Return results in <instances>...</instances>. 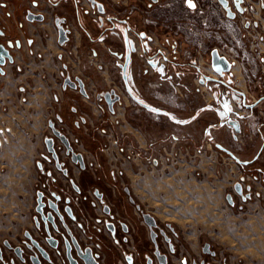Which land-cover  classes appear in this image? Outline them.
<instances>
[{
    "label": "crops",
    "instance_id": "1",
    "mask_svg": "<svg viewBox=\"0 0 264 264\" xmlns=\"http://www.w3.org/2000/svg\"><path fill=\"white\" fill-rule=\"evenodd\" d=\"M2 1L4 0H0V5ZM56 1L58 2V0H51L49 3L46 0L40 1L39 10L46 18L43 23L26 24L16 30L20 48L12 50L14 62L11 65L7 64L3 69L4 75L0 76V133H2L0 134V246L4 242L13 246L18 245L26 232L37 238L34 214L37 192L35 183L41 180L37 164L47 158L46 141L52 138L51 127L58 128V120H60L58 115L63 120L61 125L65 124L69 128L70 133L67 135L69 141H73L74 138L81 139L78 149L83 156L89 149L84 136L70 123L72 118L66 115L69 109L68 97L74 92L65 85L64 68L72 64L71 66L78 70L80 76L85 79L90 96L100 98L99 92L104 87L103 84L87 77V69L91 68L88 59L94 56L91 49L94 43L93 23L87 27L91 35L88 37L89 42L86 41L88 47L81 46L82 34L73 27L68 45L59 46L53 18L56 14L67 15L63 7H67L64 4L69 1L63 0L64 4L55 6ZM92 1L75 0L82 24L85 23V14L93 10ZM101 1L106 7L111 5L126 7L148 2V0ZM169 1L174 3L170 14L177 19L180 18L183 12L181 1ZM195 1L200 5L207 4V0ZM226 1L231 6V1ZM251 1L254 6L253 26L255 31L263 32L264 35L262 24L264 9L261 4L264 0ZM4 13L8 20L13 18L18 23L21 22V11L16 10L13 17L7 15L5 11ZM70 16L73 17L70 21L73 24L76 17ZM125 20L132 29H141L137 17L125 18ZM150 34L147 35L150 42L148 46L153 52L172 54L173 49L170 45L174 40L169 34H159L157 28ZM121 35L127 39V42H130V38L134 36L133 32H129L124 26H117V30L110 36L121 37ZM160 35L164 38L165 45L162 44L158 48L156 45L158 42L161 44ZM28 39L33 41L32 45L28 44ZM260 39V43L248 48L251 55L247 67L249 80L244 78L238 65L232 67L230 71L233 88L243 93L246 98L251 95L249 89L258 85L257 79L264 80V36ZM138 44L140 48L141 43ZM99 45L103 46L102 43ZM111 46L107 44L103 47L109 53L113 52L109 48ZM128 53L130 50L127 48V57L123 56L121 60L119 59L124 64L128 63ZM74 61L77 63L76 66ZM250 79L255 83L250 84ZM120 83L124 91H133L132 98L128 94V97L122 98L123 103L120 105L126 107L128 102L132 101L133 105L143 108L153 103L154 108L151 112L157 119H166L170 125L174 124L175 128H180L181 131L183 129L186 131L190 127L196 130V134L190 138L181 136L178 141L179 146L173 152L168 147V144L172 143L169 138L171 130H158L146 142L140 138V129L132 128L131 135L137 140L138 149H148L151 156L149 164L146 163L145 158L138 157L127 160L120 168L123 177L127 182H131L130 190L135 201L159 221L173 225L181 239L179 252L196 256L198 245L206 242L228 251L232 264H264V112L258 110L264 109V102L258 105L257 111L247 110L250 112L252 122H256L255 118H260L263 123L261 122L260 125L256 123L257 135L248 143L244 152L236 153L226 148L227 142L221 141V135L225 133L223 132L225 126L221 122L204 127L202 106L189 113L192 109L188 102L191 98L188 91L182 89L183 93L180 97H175L176 99L171 94L164 93L147 99L136 83L131 84L125 80ZM156 83L167 84L168 87L173 85L172 81L167 80H158L152 85L157 86ZM200 88H204L201 83ZM135 91L139 93L136 94ZM222 97L229 100L232 110H238L234 98L241 99L239 95L230 92ZM195 98L199 102L198 95ZM207 100H214V95H207ZM173 101H179V115L172 114L167 108L160 109L157 106L160 102L172 106ZM90 110H93L92 105ZM98 118L101 125H105L104 130L107 129L109 117L104 119L100 115ZM121 119L123 132L130 134V125L123 118ZM91 121H94L93 117L89 119L90 127L93 124ZM178 121H188V123H178ZM239 130L240 128L236 131ZM129 137L126 135L124 139ZM206 140L209 141L208 143L211 142L210 147H214L211 154L203 150ZM162 146L166 150L164 154L166 157L162 156ZM65 166L67 174H63L64 171L52 170L56 181L55 187L69 192L71 187L79 183L86 189L87 179L73 165ZM249 178L253 182L247 187L244 179L247 182ZM237 183L242 185V196L234 193V185ZM229 194L232 196V206L226 201V196ZM141 230L143 233V227Z\"/></svg>",
    "mask_w": 264,
    "mask_h": 264
},
{
    "label": "flooded vegetation",
    "instance_id": "2",
    "mask_svg": "<svg viewBox=\"0 0 264 264\" xmlns=\"http://www.w3.org/2000/svg\"><path fill=\"white\" fill-rule=\"evenodd\" d=\"M40 1H2L0 5V44L8 49L12 57V63L7 62L6 65H11L14 62L12 50L20 48V40L17 39L16 30L21 29L26 24H40L45 21V15L39 10ZM46 1L47 3L51 2V0ZM68 1L70 3L64 4L63 0H58V2L54 3L55 6L62 3L67 6L63 7L67 11L66 16L56 14L53 18L54 27L57 31V42L58 26L67 31L68 41L64 45L58 44L59 46L68 44L72 27L76 28L78 26L86 35V38L91 37L87 27L92 25L93 22H95L96 30L99 31L97 35L101 37L109 33V31L110 33L115 32L117 26L123 27L124 25H126V29L129 32H133L134 36L139 39H141V33L145 34V38L150 35V31L147 33L136 32L125 18L137 17L143 28L151 29L152 31L156 29L145 26L142 23V3L126 7L117 5L106 7L102 1L93 0V10L85 14V23L82 24L80 23L75 0ZM158 1L156 0L155 3ZM230 1L232 3V0ZM155 3L152 0H148L145 6ZM261 4L264 9V1ZM16 10L22 12L20 23L13 18L8 20L4 13L5 11L7 15L13 17ZM28 12L33 15H42L43 20L41 22L27 21ZM70 15L76 17V21L73 24L70 23L71 19H73ZM238 16L240 14H236L233 20H237ZM123 21L126 23L124 24ZM56 22H58V26ZM251 24L254 28L253 21H251ZM246 25L248 26L246 27ZM11 26L13 29H11ZM249 26L250 24L246 23L244 28L248 30ZM249 34H251V31ZM27 42L29 45L33 43L31 39H28ZM64 69L68 70L67 67ZM66 80L75 85V88H71L65 83L66 86L73 90L74 94L80 98L90 96L83 77L80 75L74 77L68 74L64 77V82ZM76 80L81 82L84 95L80 93ZM261 80L264 83V80ZM263 97L264 95L260 96L256 101ZM112 98L113 96L110 99ZM103 100L108 106L104 95ZM263 102L264 100L259 104ZM258 105L251 110H255ZM71 113L75 115L77 113L76 109H71ZM58 118H60L58 122L61 125L63 120L59 115ZM73 124L75 128H78L76 119ZM51 128H54L66 138L69 134L65 124L62 125L64 130L56 129L55 126ZM51 139L53 141V152L48 150L46 141L47 158L42 159L37 164L41 179L40 188L35 195L34 206L37 238L26 232L23 235V240L18 245L13 246L8 242H4L0 246V264H32L30 261L31 257H37L39 264H232L228 251L206 242L198 245V254L196 256L179 252L181 239L173 225L159 221L150 211L143 209L135 201L131 190L125 185L124 181H121V188L107 184L108 180L104 183V179L90 168L82 153L78 151L80 143L77 138H74L73 141H69L67 138L70 147L69 151L53 135ZM53 154H55L56 159L52 157ZM72 154L81 155L82 164L79 162L74 163L71 159ZM66 164L76 167L78 172L87 179L86 189L79 183L75 184V187H71L69 192L61 191L55 187L56 181L52 175V170L64 171L63 174H67ZM96 183H99V185ZM240 186V195L234 189V193L238 196H242V185L240 184ZM38 194H40V201L44 205L41 208V213L36 211ZM226 201L229 205H233L231 195L230 201L232 204L228 202L227 198ZM48 215L50 220H48ZM145 216H148L146 220ZM141 227H143V233ZM16 249L19 250L20 256L16 254ZM185 249L187 248L185 247ZM186 251L188 252L189 250L187 249Z\"/></svg>",
    "mask_w": 264,
    "mask_h": 264
},
{
    "label": "rangeland",
    "instance_id": "3",
    "mask_svg": "<svg viewBox=\"0 0 264 264\" xmlns=\"http://www.w3.org/2000/svg\"><path fill=\"white\" fill-rule=\"evenodd\" d=\"M145 5L146 2H143L142 8ZM212 24L215 25L214 21ZM249 24L250 26L248 31H251V34L248 36L247 33H245L241 38H238L241 41L237 47H234V41L231 42L232 45H234L233 48L235 49L233 50V54L237 56L230 58V52H226L225 50V52L222 53L229 60L232 67L235 65L240 67L242 75L247 80H249L247 67L251 61V55L248 51V48L250 49L252 48V45L256 46V44L260 43V38L264 36L262 35L263 32L254 31L255 28L252 27L251 22ZM262 24L264 27V21H262ZM93 26L94 35L92 38L94 43L91 45V49L93 50L94 56L92 59H88L91 62V68L87 69V77L94 82L103 84L104 87L99 92L100 98L99 96L97 98L94 96L80 98L76 94L69 96V109L66 115H69L72 118L70 123L72 124L73 128L84 136V139L86 140L85 142L89 146L87 154H84V157L90 168L93 169L95 173L97 172L99 177L101 176V178L104 179V183H106L108 180L107 184L121 188V181H124L125 185L131 189V182H127V179L122 176L123 174L121 173L120 169L121 166L124 165L127 160L130 161L131 159L138 157H141L142 159L145 158L144 160H146V163L149 162V158L151 157L149 153L150 151L143 148L138 149L139 144H137V140L133 139V136L131 135L133 130L132 128L135 130L140 129V138L146 142L149 141V139L152 137V134L154 136L155 132L158 130H171V135L169 138H171L170 141L172 143L168 144V147L171 148L173 152L177 150L179 146L178 141H180L181 136L190 138V136H194L196 134V130L194 128L190 127L186 131L185 129L181 131L180 128H175L176 126L174 124H171L173 125L171 126L168 120H159L154 117L153 113L151 112L154 108L153 103H149L148 106L143 108L133 105L132 101H129L126 107L120 105L123 103V97H128V94H130V98H132L131 96L133 95L132 90L128 92L122 89L120 82L123 80L129 81L131 84L136 83L137 87L141 88L142 95L145 96V98L147 97V99L148 97H152L159 93L171 94V96L176 99L175 97H180V94L183 93L182 89L188 91L191 97L188 102L190 109H192V111H189V113L193 112L194 110L196 111V109L202 106L204 109V117L202 120L204 127L221 122L225 126L223 131L225 133L224 135H221V141L227 142L225 146L226 148L228 147L227 149L232 152H244L248 143H250L257 135V127L262 122V119L253 118L256 122H252L250 112L244 107L242 99L236 97L234 98L236 100L235 105L238 110H232L229 105V100L222 97L225 93L228 94L231 92L229 89L225 88L223 85L207 81L201 83L202 87L204 88H200V80L203 79V76L218 79L224 83L232 80L230 73L225 74L221 78L214 74V72L211 70L210 52L213 50V48H215L217 51V47H215L214 44L210 45L206 42V47L201 49V47H204V44L201 46L203 41H200V38L189 37L187 42L185 41L183 35H175L163 27H157V33L164 35L169 34L174 40L173 44L170 45L173 49L172 54L170 53L167 55L162 53L159 55L149 48L148 44L150 42L147 37L144 39H139L133 36L130 38V42H127V39H125L122 35L121 37L110 36V31L101 37L97 35L99 31L96 30L97 28L95 26V22H93ZM124 27L127 28L126 25H124ZM210 27L213 26L210 24ZM76 29L77 31H80V34H82L81 46L83 48H86V46L88 47V43H86V41L89 42V38L85 37L86 35L78 26ZM146 29L147 28H143L141 25V29L135 30L136 32H139L140 30L141 32L147 33L150 31L154 33V31L151 29ZM161 37L159 38L161 44L158 42L156 45L158 48L159 46H162V44L165 45L164 38ZM111 40H113V42H111ZM138 42L141 43L140 48ZM99 43H102L103 46H107V44L112 45L109 48L113 52L108 53L102 45H99ZM166 45L169 46V44ZM127 48L130 50V53H128L129 60L127 64H124L122 63L123 61L120 60L123 56L125 58L127 57ZM76 55L79 57L78 54ZM244 55L249 57L248 62L243 57ZM73 63L75 66L77 65L75 61ZM71 65L68 66V70L64 69L66 75L70 74L74 77L80 75L78 70ZM158 80L172 81L173 85L172 87H168L167 84L156 83L157 86H153L152 84L155 83V81L158 82ZM257 82L259 83L255 88H252L251 86L252 89H249L251 95L249 98H246L245 105L254 103L260 96L264 95L263 81L261 79H257ZM90 83L91 82L89 80V84ZM251 83H255V81L250 79V84ZM229 85L233 88L232 83ZM93 91L95 92V87L93 88ZM111 91H114L115 95L119 97L118 101L112 106L113 111H109L107 104L103 100V95ZM135 93L137 94L139 92L135 91ZM210 94L214 95V100L212 101L207 100V95ZM196 95H198V98L200 99L199 102L196 101ZM91 105L93 110H90ZM157 106L160 109L167 108V110L172 114L179 115L180 113L179 101H173L172 106L163 102L157 103ZM72 108L76 109L77 111L75 115L71 113ZM258 110L264 112L263 108ZM255 111H257V108ZM100 115L104 119L109 117V126L107 125L108 128L106 127L107 129L105 130L103 128L105 125H101L99 120H97L99 119L98 117H100ZM117 116L123 118L124 121L130 125V134L123 132V124L120 122L122 119L118 118ZM161 116L164 117V115ZM91 117H93L94 121H91L93 124L90 127L89 119ZM75 119L79 124L78 128L74 127L73 122H75ZM233 123H236L237 125L236 130L240 128L239 131H236L235 128L232 127ZM58 128H60V130H64L62 129V125L60 126L59 124ZM126 135L130 136L129 139H124V136ZM77 140L80 142L81 139L79 140L78 138ZM208 142L209 141L207 140L205 141V148L203 150L207 154H211L214 150V147H210L211 142ZM163 147L164 146L161 147V153L163 157H166L164 155L166 154V150ZM78 151L81 152L80 149H78ZM227 161L228 160H226L225 163H227ZM251 180L252 179L249 178L246 182L244 179V184L247 187H250V183L253 182ZM99 183L96 184L99 185ZM40 185L41 181L38 180L35 183L37 190H39ZM253 186L254 185L252 184V187Z\"/></svg>",
    "mask_w": 264,
    "mask_h": 264
},
{
    "label": "built area",
    "instance_id": "4",
    "mask_svg": "<svg viewBox=\"0 0 264 264\" xmlns=\"http://www.w3.org/2000/svg\"><path fill=\"white\" fill-rule=\"evenodd\" d=\"M180 1L183 6L180 18L177 19L170 14L174 7L172 1L159 0L155 4L142 8V23L145 26L153 28L163 27L175 35H183L187 42L189 37L200 38V41H203L201 46L204 44V47H201V49L206 47V42L210 45L214 44L217 47L219 56L224 57L228 62L229 60L222 53L229 51L230 58L237 56L233 54V50H235L233 46L237 47L240 44L241 40L238 38H241L245 33L249 36L248 30L244 26L246 23L249 24L252 21L254 6L251 0H242L241 8L243 15H240L237 20L227 19L217 0H207L206 5H200L193 0L196 4L195 10L189 9L186 6L185 0ZM213 21L215 25L212 24ZM210 24L213 27H210ZM200 41L199 43L201 44ZM233 41L234 45L231 43ZM243 57L247 62L249 61V57L245 55ZM4 142H6L5 139Z\"/></svg>",
    "mask_w": 264,
    "mask_h": 264
},
{
    "label": "water",
    "instance_id": "5",
    "mask_svg": "<svg viewBox=\"0 0 264 264\" xmlns=\"http://www.w3.org/2000/svg\"><path fill=\"white\" fill-rule=\"evenodd\" d=\"M218 3L220 4V6L222 7V9L224 10L225 14H226V18L230 19V20H233L235 19L236 17V14H242L243 11H242V8H241V4H242V0H239V5L237 6V0H232V7L229 5L228 1L226 0H217ZM153 3L156 2V0H152ZM26 19L27 21L29 22H33V21H37V22H41L43 20V16L42 15H33L32 13L28 12L27 13V16H26ZM123 23L125 24L126 22L123 21ZM56 25L58 26V22H56ZM248 25H246L247 27ZM58 30V44L59 45H64L67 41H68V38H67V31H65L64 29H62L61 27L58 26L57 28ZM140 38L141 39H144L145 38V34L144 33H141L140 34ZM159 55H161L162 53L159 51L158 52ZM0 57H2V59H0V75H3V71H2V68L6 65V63H12V57L8 51V49H6L3 45L0 44ZM210 67H211V70L214 72V74H216L218 77H223L225 74H228L230 73L231 71V64L224 58V57H221L219 56L218 52L213 49L211 52H210ZM204 81H207V82H212V83H217V84H220V85H223L225 88L229 89L230 91H232L233 93H236L238 95L241 96V99H242V102H243V105L245 108L251 110L253 108H255L262 100H264V97L259 99L258 101H256L255 103H253L252 105H245V101H246V96L233 89L232 87H230V83L231 81H227L226 83L218 80V79H213V78H210V77H207V76H203V79L200 80V83H203ZM77 84H78V88L80 89V93L84 95V91H83V88H82V84L79 80H76ZM68 86H70L71 88H75V85L73 83H71L69 80H66L65 82ZM111 96H113L112 99ZM104 99L108 102V109L109 111H113L112 109V106L115 102L118 101L119 97L117 95H115L114 91H111L109 93H106L104 95ZM232 127L236 129L237 125L236 123H233L232 124ZM51 132H52V135L55 139H57L68 151L70 149L69 147V142H68V139L61 135L57 130H55L54 128L51 129ZM52 139H49L47 140V146H48V150L50 152H53L52 150ZM54 159H56V156L55 154H53L52 156ZM71 159L72 161L75 163V162H79L80 164H82V156L79 155V154H72L71 155ZM237 185L239 187H237ZM234 189L236 191L237 194H241V186L239 183H237L235 186H234ZM40 194L37 195V203H38V207L36 208V211L38 213H41V208L44 207V205L41 203L40 201ZM227 200L230 204L231 201H230V195H228L227 197ZM148 216H145V220L147 219ZM44 220V218H42ZM48 220H50V217L48 215ZM151 224V223H149ZM16 254L18 256H20V253L18 249H16ZM30 261L32 264H39V260L38 258L36 257H31L30 258Z\"/></svg>",
    "mask_w": 264,
    "mask_h": 264
},
{
    "label": "snow or ice",
    "instance_id": "6",
    "mask_svg": "<svg viewBox=\"0 0 264 264\" xmlns=\"http://www.w3.org/2000/svg\"><path fill=\"white\" fill-rule=\"evenodd\" d=\"M185 3L189 9L195 10L196 4L193 2V0H185ZM238 5H239V0H237V6ZM29 43H31V42H29ZM0 59H2V57H0ZM193 119H195V117H193ZM178 123H188V121H178ZM0 134H2V133H0ZM237 187H239V186L237 185Z\"/></svg>",
    "mask_w": 264,
    "mask_h": 264
},
{
    "label": "bare ground",
    "instance_id": "7",
    "mask_svg": "<svg viewBox=\"0 0 264 264\" xmlns=\"http://www.w3.org/2000/svg\"><path fill=\"white\" fill-rule=\"evenodd\" d=\"M41 98H42V96H41ZM253 225V224H252ZM252 242V241H251ZM245 243V242H244ZM261 245V244H260ZM248 246V245H247Z\"/></svg>",
    "mask_w": 264,
    "mask_h": 264
},
{
    "label": "trees",
    "instance_id": "8",
    "mask_svg": "<svg viewBox=\"0 0 264 264\" xmlns=\"http://www.w3.org/2000/svg\"><path fill=\"white\" fill-rule=\"evenodd\" d=\"M148 48V47H147ZM145 50V49H144Z\"/></svg>",
    "mask_w": 264,
    "mask_h": 264
}]
</instances>
